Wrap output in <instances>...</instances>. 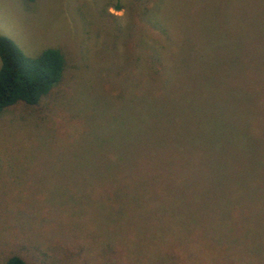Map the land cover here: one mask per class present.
Wrapping results in <instances>:
<instances>
[{
  "label": "rangeland",
  "instance_id": "374dc122",
  "mask_svg": "<svg viewBox=\"0 0 264 264\" xmlns=\"http://www.w3.org/2000/svg\"><path fill=\"white\" fill-rule=\"evenodd\" d=\"M0 35L65 58L0 111V264H264V0H0ZM191 134L247 155L228 194H139Z\"/></svg>",
  "mask_w": 264,
  "mask_h": 264
},
{
  "label": "trees",
  "instance_id": "16d2710c",
  "mask_svg": "<svg viewBox=\"0 0 264 264\" xmlns=\"http://www.w3.org/2000/svg\"><path fill=\"white\" fill-rule=\"evenodd\" d=\"M64 68L65 58L58 48L49 47L35 56H28L10 38L0 35V111L17 102L36 104L61 81ZM199 124L196 122L195 126ZM193 125L190 124L189 131ZM193 138L191 134L188 141L185 139L188 149L184 153L183 166H165L164 161L153 164L149 178L140 176L145 182L138 185L139 194L183 195L193 203L207 199L214 192L211 198L218 200L228 194L235 175L246 168L242 167L241 160L247 155L233 147L230 134L209 137L204 146L191 148L189 142L193 143ZM141 151L136 154L144 157L145 153ZM168 175L172 182L169 189ZM4 264L27 263L12 255Z\"/></svg>",
  "mask_w": 264,
  "mask_h": 264
}]
</instances>
